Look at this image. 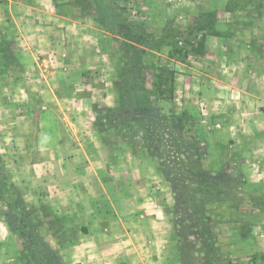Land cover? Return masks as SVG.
Here are the masks:
<instances>
[{
  "label": "rangeland",
  "instance_id": "1",
  "mask_svg": "<svg viewBox=\"0 0 264 264\" xmlns=\"http://www.w3.org/2000/svg\"><path fill=\"white\" fill-rule=\"evenodd\" d=\"M78 1L94 2L63 1L57 10L50 7V12L70 16V21L62 22L63 36L47 26V34L31 41L37 43L33 52L24 51L19 35L9 33L15 24H0V42L4 37L9 42L6 48L0 44V251L11 257V253L24 254L31 246L29 236L20 235V239L11 229L21 219L60 254L61 264H181L171 212L174 190L157 171L147 150L152 145L147 136L152 125L161 128V133L169 131L168 120L175 108L184 105L198 111V104L184 89L180 76L174 103L162 100L155 107L143 92L157 90L158 67L168 63L177 36L186 37L209 21L213 22L208 23L212 25L208 32L224 29L231 33L237 20L218 0H117L122 22L116 31L108 32L82 14ZM7 6L8 0H0V20ZM227 7L228 12L235 9L233 3ZM215 9L219 10L216 15L204 16ZM47 17L55 23L53 17ZM29 25L35 30V22ZM171 65L179 75L190 77L189 81L198 80L176 63ZM129 69L133 70L131 77ZM128 81L132 84L124 89L122 85ZM118 89H124L123 93L119 95ZM56 91L65 98L58 101ZM94 104L100 110L116 109L120 117L100 127ZM201 139L210 153L200 133ZM58 141L61 148L55 146ZM186 141L178 142L188 151ZM74 155L93 160L94 175L88 178L87 192H83L84 186L78 192V180L70 178L72 174H66L68 178L61 175V169L71 173L76 167L70 161ZM63 157L64 163H59ZM179 159L189 161L186 155ZM204 166L211 172L224 169L232 176L230 189L237 209L226 203L206 212L219 219L213 226L218 250L204 256L203 264H253L255 255L256 262L264 264V204L259 200L264 195V162L239 170L235 163L221 165L208 159ZM88 191L93 194V211L73 212V207H80L75 203L77 197ZM144 204L156 211L157 238L143 229L142 213L146 218L152 214L141 209ZM98 210L104 211L105 220L97 216ZM244 221L253 227L252 242L247 245L239 233ZM100 224L104 232L98 231ZM89 228L96 242L83 236ZM187 254L190 259L194 254L201 256L194 246Z\"/></svg>",
  "mask_w": 264,
  "mask_h": 264
},
{
  "label": "crops",
  "instance_id": "2",
  "mask_svg": "<svg viewBox=\"0 0 264 264\" xmlns=\"http://www.w3.org/2000/svg\"><path fill=\"white\" fill-rule=\"evenodd\" d=\"M63 1L72 3L73 0H8L6 15L1 18L0 24L4 22L6 25V21H9V26L11 23L15 24L13 28L10 27L9 33L19 35L17 40L22 41L24 51L33 52L37 43L31 41L47 34L49 28L47 26L50 25L62 36L65 34L64 23L65 20L70 21V18L67 19L70 16L50 12V7L56 10L61 8L60 4ZM218 1L224 4L222 9L231 14L232 18L237 20V24L231 33L224 32V29L215 30L217 35L208 36L207 55L204 58L191 60V65L176 62L185 72L196 75L197 78L194 79H198L192 82L186 74L179 75L180 72H177V88L181 86L179 83L181 80L178 78L180 76L184 79V89L198 104V113L201 115L199 128L210 148L209 161L221 165L227 162L235 163L239 170H243L248 165L264 162V0ZM231 3L235 9L228 12L226 9ZM216 8L221 10L220 6ZM217 9L210 10V13L216 15L219 11ZM47 16L53 17L55 23L48 22L50 18ZM58 20H61L60 24ZM30 22H35V30L29 25ZM27 39H30V42ZM37 65L42 66L39 62ZM47 72L46 70V74ZM46 74L42 75L48 81ZM194 83H197V86ZM54 97L58 101L65 98L57 91ZM55 146L61 148L62 142H56ZM64 160L65 157L58 162L64 163ZM70 161L76 164V167L71 173L61 169L62 177L68 178L66 174H72L70 178L78 180V192L83 186L85 187L83 192H87L90 186L88 178L94 175L90 165L93 162L92 158L74 155ZM83 194L77 197L75 203L80 207L78 209L73 207V212L93 211V194L90 191ZM141 207L143 211L152 213L150 218H146L147 216L142 213L143 229H148L151 237L155 235L157 238L159 234L156 228L159 227V221L153 215L155 209L148 204ZM97 216L105 220L103 210H98ZM87 226H90L89 221ZM100 229L102 232L106 230L102 224L99 225L98 231ZM83 236L95 242L98 240L92 228H89L88 233H83ZM16 254L19 255V252ZM17 255L11 253V257H7L0 251V264L10 261L13 264Z\"/></svg>",
  "mask_w": 264,
  "mask_h": 264
},
{
  "label": "trees",
  "instance_id": "3",
  "mask_svg": "<svg viewBox=\"0 0 264 264\" xmlns=\"http://www.w3.org/2000/svg\"><path fill=\"white\" fill-rule=\"evenodd\" d=\"M78 2L82 6V14L90 16L102 30L116 31L117 26L122 22L121 15L116 8L117 0H94V2L89 1L88 4L83 1ZM211 15L212 13L208 12L206 17ZM210 22L213 21L201 23L186 37L179 35L177 40L171 43L168 63L158 67L157 90L155 92H143L145 96L152 98L155 107L162 100L174 103L176 99L177 71L171 67V64L179 62L189 65L191 60H198L207 55L206 41L208 36L218 34L215 30L208 32L212 27V25H208ZM1 39H3V43L2 40L0 42V44L2 43L1 46L5 45L4 48H6L9 42H6L5 37ZM8 51L7 49L5 52L8 53ZM132 71L130 70V77ZM128 82L122 85L124 89L132 84V82ZM123 90L118 89L119 95L123 93ZM118 99L119 102L123 100L120 96ZM94 108L99 114L100 127L106 126L107 123L113 124L120 117L116 109L100 110L98 104H94ZM170 117L168 120L170 129L167 132L161 133V128H155V125L151 126L152 129L146 126L151 129V134L147 138L152 142L147 150H149L157 171L164 176L174 190L175 204L171 212L174 215L173 225L181 252V264H203L204 256L218 250L215 247L213 226L219 219L215 216L210 218L206 212L211 210L213 206L226 203L237 209V199L230 189L233 178L224 169L211 172L205 168L204 162L209 159L210 153L202 146L204 140H199L201 115L195 108L183 105L180 108H175ZM104 118L109 121L104 122ZM142 127V129L145 128V126ZM174 135H179V138L177 139ZM181 139L187 140L185 143L189 145L188 151L185 150L187 148L183 142H178ZM132 141L133 137L131 138ZM179 155H186L189 161H181ZM259 200L261 204H264V195ZM261 204H257L256 208H260ZM22 212L26 214L25 210ZM196 216L202 219L197 221ZM14 225H10L12 231L17 232V237L20 239V235L29 236L31 246L26 249L24 254L17 256L13 264H61L60 254L50 247L37 230L33 232L30 224L20 219L15 221ZM252 228L250 221H244L240 225L239 233L245 245L252 242ZM190 246L196 247L201 256L194 254V258L190 259L187 254ZM253 260V264H258L256 255L253 256Z\"/></svg>",
  "mask_w": 264,
  "mask_h": 264
}]
</instances>
